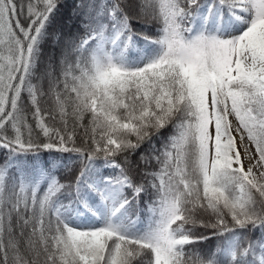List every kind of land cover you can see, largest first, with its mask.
Wrapping results in <instances>:
<instances>
[{"label": "snow or ice", "instance_id": "1", "mask_svg": "<svg viewBox=\"0 0 264 264\" xmlns=\"http://www.w3.org/2000/svg\"><path fill=\"white\" fill-rule=\"evenodd\" d=\"M64 7L27 0L25 25V5L0 0V264H264V0H74L82 32L50 33ZM141 18L157 22L155 36L135 30ZM50 39L59 56L45 62ZM28 104L48 142L33 143ZM145 144L140 161L159 167L137 182L129 157ZM39 149L75 158L45 161ZM77 162L61 183L56 172ZM149 187L144 223L129 211ZM201 228L231 237L219 253L190 251L209 239Z\"/></svg>", "mask_w": 264, "mask_h": 264}, {"label": "trees", "instance_id": "2", "mask_svg": "<svg viewBox=\"0 0 264 264\" xmlns=\"http://www.w3.org/2000/svg\"><path fill=\"white\" fill-rule=\"evenodd\" d=\"M203 1V0H202ZM74 0H61V3H66L67 7H64L60 10V13L57 14L54 22L49 28L50 33H63L67 34L69 31L73 33L77 32H82V29L78 28V21H75V19H69L70 16H72V4ZM78 2V0H77ZM130 3H135L136 0H129ZM17 5L19 6L20 4L25 5V15H21L19 17L21 23L27 24L28 21L26 19V5H27V0H16ZM134 13L138 12V9L133 10ZM134 27L135 30L139 32H143L146 35L149 36H155L157 34V28L158 24L155 21H152L150 19L146 18H141L139 20L134 21ZM140 47H144L143 41L141 40L139 42ZM59 51L60 48L59 46L55 45L53 41L50 39L46 42L44 45V54H45V62L47 61V58L51 56V54H55L57 57L59 56ZM40 107L42 109V112H47V113H52L53 112V105L51 100L48 97H43L41 99ZM32 106L30 104L26 105V113H27V120L28 123L32 126L33 132H32V140L34 144H43L47 141V138H45L41 133L38 128H36V120L33 118L32 115ZM47 123L49 125H55L56 127H62V125L59 122V118L57 117L55 120L51 118V115L45 117ZM84 125L85 127L88 125V117L85 118L84 120ZM73 124L71 121H69V130H72ZM172 132L171 127L168 129L163 130L162 136L159 137H153L152 143L155 145L156 148L160 149L162 148V145L164 143L165 138ZM7 134L9 136H12L13 133L11 129H8ZM86 135H89V133L85 132V128L82 127H76L75 128V144L77 147L80 146H85V138ZM25 140H27V133L25 132ZM71 146V144L69 145ZM150 150L149 145L145 144L142 146L135 155L130 156V162L132 165V170H131V175L134 177V179L137 182H143L144 177L142 173L144 171H155L158 169L159 165L156 163L155 160H152L151 163L148 166H145L141 161H140V154L141 153H147ZM33 154H29V159H31V156ZM39 155L40 159L42 160H51L56 157H64L65 160H67L69 157L75 158L74 153H61V152H56L55 150L48 151L44 149H39ZM8 157V150L6 149H0V164H3L5 160ZM118 159L122 162L123 161V156L118 157ZM81 165L79 162L75 163L72 166L71 172L66 171L64 169H60L56 172V176L60 180L61 183L64 184H71L74 182L76 175L78 174L80 170ZM119 174V171L116 172V175ZM10 181H9V189L12 188V183L13 180L11 178H14L16 176L15 170L13 169L10 173ZM151 179V178H148ZM47 189V184L42 183L40 185V189L37 193V196H43L44 192ZM70 189H65L61 193H58L59 200L61 202L67 203L70 193ZM131 198V197H129ZM157 199V194L154 189L148 188L145 193H143L137 201H134L132 208L129 211V215L135 219L137 216L140 218V220L144 223H147V220L149 218V206L153 205L154 202ZM158 207V204L155 205ZM204 219H208V216L204 213H201ZM198 233H203L204 235L208 236L209 239L203 240L193 246L190 247L191 250H198L199 253L207 255L210 253H219L223 246L225 245L227 237L231 236V233H224L223 235H214L213 230L211 229H198ZM262 235V230H257L255 233L252 232H246L244 233V241L243 244L246 246L248 240H257L261 237ZM251 257H249L250 259Z\"/></svg>", "mask_w": 264, "mask_h": 264}, {"label": "rangeland", "instance_id": "3", "mask_svg": "<svg viewBox=\"0 0 264 264\" xmlns=\"http://www.w3.org/2000/svg\"><path fill=\"white\" fill-rule=\"evenodd\" d=\"M51 55H53V54H51ZM231 119H233V122L235 123V119H234V117L231 118ZM246 142H247V141H246ZM106 170H109V172H107ZM106 170H104V175H112V176H115V174H113L112 172H114V171H116V170H118V169L107 168ZM258 255H259V253H257V257H258Z\"/></svg>", "mask_w": 264, "mask_h": 264}, {"label": "bare ground", "instance_id": "4", "mask_svg": "<svg viewBox=\"0 0 264 264\" xmlns=\"http://www.w3.org/2000/svg\"><path fill=\"white\" fill-rule=\"evenodd\" d=\"M246 165H247V162H246Z\"/></svg>", "mask_w": 264, "mask_h": 264}]
</instances>
